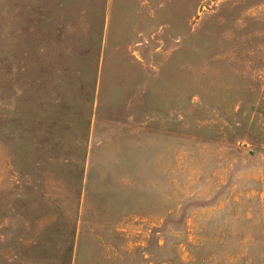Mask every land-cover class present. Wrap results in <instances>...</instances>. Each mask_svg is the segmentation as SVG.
Segmentation results:
<instances>
[{"label": "rangeland", "instance_id": "rangeland-1", "mask_svg": "<svg viewBox=\"0 0 264 264\" xmlns=\"http://www.w3.org/2000/svg\"><path fill=\"white\" fill-rule=\"evenodd\" d=\"M0 264H264V0H0Z\"/></svg>", "mask_w": 264, "mask_h": 264}, {"label": "crops", "instance_id": "crops-1", "mask_svg": "<svg viewBox=\"0 0 264 264\" xmlns=\"http://www.w3.org/2000/svg\"><path fill=\"white\" fill-rule=\"evenodd\" d=\"M62 7H58V10H57V12L54 14V15H57L58 16V13L59 12H61L62 13V9H61ZM44 11H47V10H44ZM52 16V15H51ZM53 18H55V17H52L51 18V21H52V19ZM56 19V18H55ZM55 21V20H54ZM77 22H78V20H76V19H74V18H72L71 19V22L69 21V22H61V21H58V22H56V23H54L55 25V27L57 28V29H59L60 31H59V33L57 34V38H59V44H57L60 48L58 49V50H56V53H60V51H61V49L63 48V47H66L65 45H66V43L65 42H61L60 40L61 39H68L69 37H70V35H68V34H66L67 33V30H68V27H70L71 25H72V29H74L75 27H76V25H77ZM58 23V24H57ZM88 27H90V24H88L87 25ZM49 32H51V30H49ZM53 36H51V35H47V36H45V37H42V39H45V38H47V40H49V41H52L53 40V38H52ZM17 43V46L19 47L18 49H20V40L19 41H17L16 42ZM44 49H45V51H46V48L44 47V48H42V52H43V54H45L44 53ZM73 51H69V50H66L65 51V54H71ZM25 55H27V54H25Z\"/></svg>", "mask_w": 264, "mask_h": 264}]
</instances>
